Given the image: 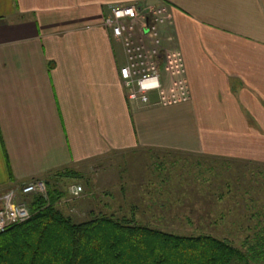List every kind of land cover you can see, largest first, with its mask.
Masks as SVG:
<instances>
[{
	"label": "crops",
	"instance_id": "obj_1",
	"mask_svg": "<svg viewBox=\"0 0 264 264\" xmlns=\"http://www.w3.org/2000/svg\"><path fill=\"white\" fill-rule=\"evenodd\" d=\"M129 5L170 15L145 101L103 26ZM134 149L264 165V0H0V194Z\"/></svg>",
	"mask_w": 264,
	"mask_h": 264
},
{
	"label": "rangeland",
	"instance_id": "obj_2",
	"mask_svg": "<svg viewBox=\"0 0 264 264\" xmlns=\"http://www.w3.org/2000/svg\"><path fill=\"white\" fill-rule=\"evenodd\" d=\"M77 173L57 184L63 197L56 209L74 222L99 214L129 217L133 208L137 223L178 235L209 234L243 251L264 235L263 164L134 149L112 152L100 166ZM72 185L82 187L78 197L70 195Z\"/></svg>",
	"mask_w": 264,
	"mask_h": 264
},
{
	"label": "trees",
	"instance_id": "obj_3",
	"mask_svg": "<svg viewBox=\"0 0 264 264\" xmlns=\"http://www.w3.org/2000/svg\"><path fill=\"white\" fill-rule=\"evenodd\" d=\"M79 177L65 170L44 179L47 201L29 198L33 215L0 233V264H254L264 260V235L246 250L209 234L178 235L129 217L99 214L74 222L56 204L58 179ZM258 262V261H257Z\"/></svg>",
	"mask_w": 264,
	"mask_h": 264
},
{
	"label": "built area",
	"instance_id": "obj_4",
	"mask_svg": "<svg viewBox=\"0 0 264 264\" xmlns=\"http://www.w3.org/2000/svg\"><path fill=\"white\" fill-rule=\"evenodd\" d=\"M170 15L165 7H146L141 12L136 5L110 6L103 26L121 43L125 64L119 68L121 85L130 101H145L146 95L159 89V75L155 69L160 38L158 27L165 24ZM146 43L152 45L146 49ZM80 185H72L69 193L78 197ZM40 196L47 201V185L44 180H31L13 186L0 194V233L31 218L29 198Z\"/></svg>",
	"mask_w": 264,
	"mask_h": 264
}]
</instances>
